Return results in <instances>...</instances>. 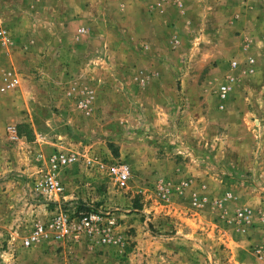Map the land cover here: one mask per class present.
I'll use <instances>...</instances> for the list:
<instances>
[{
  "label": "rangeland",
  "instance_id": "rangeland-1",
  "mask_svg": "<svg viewBox=\"0 0 264 264\" xmlns=\"http://www.w3.org/2000/svg\"><path fill=\"white\" fill-rule=\"evenodd\" d=\"M3 2V14L18 9ZM45 6L106 15L114 49L92 72L14 65L20 85L0 92V264H264V0H44L32 14ZM123 29L134 47L159 32L162 50L132 55ZM57 152L127 163L132 180L80 163L64 172V197L41 195ZM84 212L114 217L118 242L23 247L36 222Z\"/></svg>",
  "mask_w": 264,
  "mask_h": 264
},
{
  "label": "crops",
  "instance_id": "crops-1",
  "mask_svg": "<svg viewBox=\"0 0 264 264\" xmlns=\"http://www.w3.org/2000/svg\"><path fill=\"white\" fill-rule=\"evenodd\" d=\"M144 1L150 3L153 0ZM13 2L18 5V9L13 11V14H3L4 9L0 7L1 93L12 91L11 88L6 86L3 78L7 72L16 69L15 66H36L40 67L39 69L42 68L43 73L52 64L61 66L66 70L70 68H81L83 70L84 67H87L90 72L97 67L109 66L107 56L114 49V45L108 37L110 29L109 24L105 22L107 21L106 15L95 13L71 14V11H67L66 14L61 13L57 16H51L47 12L51 11L52 8L46 6V10L43 8L44 14L38 15L32 14V11L44 0H13ZM63 2L65 4L73 2L81 5L84 0H63ZM147 15L151 19L155 18L149 13ZM151 23L153 22L151 21ZM151 23H148V25ZM128 26H132L131 20H128ZM79 27L85 28V33L79 34ZM123 32L125 40L129 38L127 36L132 35L130 30L127 32L126 29H123ZM3 36L9 37L10 43L3 44ZM128 40L131 45V47H128L129 52L132 55H136L135 50L144 54L162 50L163 40L157 31L153 33L152 37L141 36L138 39V47L132 45L133 39L132 41ZM154 55L156 54L154 53ZM149 77L156 82L161 79L159 73L149 75Z\"/></svg>",
  "mask_w": 264,
  "mask_h": 264
},
{
  "label": "built area",
  "instance_id": "built-area-1",
  "mask_svg": "<svg viewBox=\"0 0 264 264\" xmlns=\"http://www.w3.org/2000/svg\"><path fill=\"white\" fill-rule=\"evenodd\" d=\"M0 7L4 8L3 0H0ZM85 29L80 28L79 33H84ZM3 44L10 43V38L3 36ZM234 66L237 65L235 62ZM20 75L12 70L6 73L3 81L9 88H16L20 85ZM232 79L229 78L221 87L220 94L226 96L231 89ZM91 95L83 93V97L79 101V108L82 111H90ZM8 137L12 141L18 140V130L14 125L7 127ZM83 163L88 167H97L99 170L106 172L109 177L118 185L127 187L132 180L131 167L124 162L108 164L98 156L78 155L76 153L57 152L44 161L40 176L35 182L34 189L41 195L55 196L57 199L64 197V172L69 166ZM241 223L250 222L249 210H242L237 213ZM117 224L114 217L110 214H102L95 212H84L75 217L68 214H60L46 224L45 222H36L32 231L27 234L22 241L23 247L32 249L47 239L53 237L54 241L64 242H80L84 239L87 241H96L100 244H112L118 242Z\"/></svg>",
  "mask_w": 264,
  "mask_h": 264
}]
</instances>
